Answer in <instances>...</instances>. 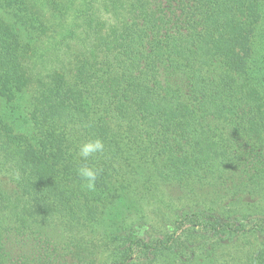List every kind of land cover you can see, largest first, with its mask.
Masks as SVG:
<instances>
[{
  "label": "trees",
  "instance_id": "obj_1",
  "mask_svg": "<svg viewBox=\"0 0 264 264\" xmlns=\"http://www.w3.org/2000/svg\"><path fill=\"white\" fill-rule=\"evenodd\" d=\"M5 1L20 13L31 15L35 8L54 16L65 13L70 0ZM82 1L85 9L75 19L90 30L95 54L78 57L70 79L53 64L70 52L67 40L77 37L76 29L25 58L13 32L0 24V211L25 215L29 207L39 221L64 225L86 214L96 220L102 210L94 197H109L105 205L118 198L115 178L131 146L138 160L157 166L163 180H227V169L231 174L250 158L248 139L259 143L264 137V0ZM107 13L114 16L110 26ZM164 69L187 77L184 99L162 83ZM23 89L31 96L25 109L19 106ZM21 119L30 135L17 132ZM94 139L104 144L94 154L103 169L89 190L77 174L75 152ZM204 216L186 215L171 234L152 241L130 232L102 264H155L171 257L180 263L188 239L203 233L219 241L247 231L217 215ZM17 220L23 227L24 220ZM256 228L264 233V223ZM22 235L13 237L16 248ZM4 239L0 235V264H25L24 256L12 260L6 253ZM30 263L47 261L34 254ZM254 264H264V243Z\"/></svg>",
  "mask_w": 264,
  "mask_h": 264
},
{
  "label": "rangeland",
  "instance_id": "obj_2",
  "mask_svg": "<svg viewBox=\"0 0 264 264\" xmlns=\"http://www.w3.org/2000/svg\"><path fill=\"white\" fill-rule=\"evenodd\" d=\"M28 2L30 3L29 0ZM8 5L5 0H0V24L13 32L25 58H30L37 47L44 48L49 45L52 48L61 39L69 36L70 29L77 30V37L68 38L70 52L67 50L69 53H60L59 58L57 57L59 61L54 62V67H62L64 76L70 79L74 61L85 54H95L90 30L82 18L75 19L85 9L82 0H70L65 13L54 16L49 12L35 11V8L31 9V15L20 13ZM119 17L121 21L125 18L122 13ZM111 18L114 19V16L109 13L104 16L110 22L105 26L113 23ZM75 20L79 26H73ZM262 20L260 29L264 30V5ZM61 25L64 26L63 31ZM118 25L120 23L115 24L116 27ZM160 80L165 85L177 88L183 99L186 97L188 86L184 74L164 69ZM26 89H23L20 97L21 109L27 108L31 103L30 91ZM1 110L0 106V112ZM23 122L21 119L17 132L30 135L32 130L29 124L23 125ZM262 139L259 143H255L256 139H248L250 160H246L240 167L237 164L238 167L232 169L231 174L227 169L223 175L229 178L219 184L197 179L184 182L163 180L157 166L138 160L136 148L131 146V149L124 150L121 172L115 178L117 182L114 186L118 189V198L112 204L105 205L110 202L109 197H94V206L102 210L96 220H91L90 215L86 214L78 222L64 225L60 222L39 221L29 207L27 208L30 210L26 208L25 215L22 211H0V235L5 238L3 242L6 253L12 256V260L17 254L24 256L25 264H31L34 254L46 260L45 264H102L109 258L119 239L130 232L145 241H152L171 234L175 230V222L186 215L205 214L206 217L214 214L223 222L230 221L244 226L247 231L226 235L219 241L214 238L209 240L210 236L202 233L188 239L187 256L178 260L180 263L173 257L156 263L254 264V257L264 243V233H260L257 228L253 230L254 226L264 223V137ZM80 145H77L78 149ZM75 156L79 166L87 164L96 170L103 169V161L95 156L86 161L81 160L78 150ZM90 197L87 189V197H84L86 204L92 201ZM17 217L24 220L23 227L17 222ZM187 228L185 226L183 229ZM184 233L182 232L181 238L186 236ZM21 234V247L16 248L13 237L18 239ZM60 255H63L66 263L57 257ZM12 264L20 263L13 261Z\"/></svg>",
  "mask_w": 264,
  "mask_h": 264
},
{
  "label": "clouds",
  "instance_id": "obj_3",
  "mask_svg": "<svg viewBox=\"0 0 264 264\" xmlns=\"http://www.w3.org/2000/svg\"><path fill=\"white\" fill-rule=\"evenodd\" d=\"M103 149V142L99 139H94L81 144L78 149V155L81 160L86 161L89 158L93 157L94 154L102 152ZM98 171L99 170L87 166V164H83L77 169V174L84 181V186L91 190L94 188V183L96 181Z\"/></svg>",
  "mask_w": 264,
  "mask_h": 264
}]
</instances>
